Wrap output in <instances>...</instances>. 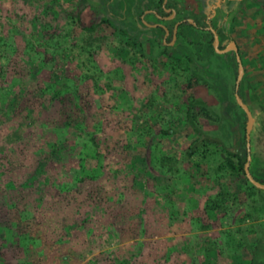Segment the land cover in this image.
<instances>
[{"label":"rangeland","instance_id":"rangeland-1","mask_svg":"<svg viewBox=\"0 0 264 264\" xmlns=\"http://www.w3.org/2000/svg\"><path fill=\"white\" fill-rule=\"evenodd\" d=\"M76 7L0 0V264H249L258 245L264 264V191L195 133L223 139L199 66L232 93L236 63L151 53ZM215 19L243 67L249 170L264 169V0Z\"/></svg>","mask_w":264,"mask_h":264},{"label":"flooded vegetation","instance_id":"flooded-vegetation-1","mask_svg":"<svg viewBox=\"0 0 264 264\" xmlns=\"http://www.w3.org/2000/svg\"><path fill=\"white\" fill-rule=\"evenodd\" d=\"M204 1L201 0V4L195 1L193 11L185 5V0H74V3L77 6V12L82 8L91 10L92 15L97 17L98 23L117 29L121 35L131 39L136 46L150 47L151 53H199V49H206L207 53H213L211 45L213 40L211 31H213L218 39L219 50H223L229 42H233L239 55L235 40L221 29L220 21L215 22V18L219 12L228 14L243 0H207V9H205ZM113 20L118 21L120 26H116ZM87 29L92 27L89 26ZM229 54H232L234 58L232 51L217 55ZM239 84L240 82L238 87ZM233 92L234 86L232 95ZM247 154L249 152H246V156Z\"/></svg>","mask_w":264,"mask_h":264},{"label":"trees","instance_id":"trees-1","mask_svg":"<svg viewBox=\"0 0 264 264\" xmlns=\"http://www.w3.org/2000/svg\"><path fill=\"white\" fill-rule=\"evenodd\" d=\"M103 11V10H101ZM91 30V29H88ZM209 52H211V48L209 47ZM189 61L194 62L186 53H184ZM215 56L220 57L224 63L230 66L235 65L234 58L232 54L229 55H217L215 53H211ZM200 73L203 79L209 80V87L212 92L215 94L218 107L216 109L217 113L216 121L219 127V130L222 132L223 141L221 140L219 143L218 141L209 138L208 136L204 135L203 133L195 130V133L199 136L200 140L207 143L212 144H220L224 151L235 158L236 167H232L234 170H238L243 174L242 166L245 162L246 151H245V140H244V124H245V116L242 111L236 106L233 95L230 91L227 90L226 84L223 79L218 75L214 74L212 76L207 74V67L206 65L199 66ZM242 87L239 84L238 87V96L243 99L242 95ZM194 105L203 106L204 103L198 100L190 99L187 103V108L185 112V118L189 124L192 125L190 110ZM264 111V108L261 107ZM262 130L264 131V126H262ZM167 133V132H165ZM225 140V141H224ZM251 175L254 180L257 182L264 184V169H256L255 171L251 172ZM253 187V186H252ZM264 238L257 239L258 244L263 243ZM259 245L255 247L253 251L252 258L250 260V264H257V259L255 260L256 255L258 254ZM259 252V251H258ZM259 255V254H258ZM264 263V262H263Z\"/></svg>","mask_w":264,"mask_h":264},{"label":"water","instance_id":"water-1","mask_svg":"<svg viewBox=\"0 0 264 264\" xmlns=\"http://www.w3.org/2000/svg\"><path fill=\"white\" fill-rule=\"evenodd\" d=\"M211 32L213 34V40H212L211 45H212V48L216 54H224L228 51H232L234 54V60L236 63V77H235V83H234L233 99H234L236 106L242 111V113L245 116V125H244L245 148H246V152L248 153L249 152L248 139H249V133H250L251 126L253 123V119H252V115H251L249 109L247 108V106L241 100V98L238 96V93H237L238 83L240 82L242 74H243V68H242V64L240 61V57H239L238 53L236 52V47H235L233 42H229L228 45L223 50H219L217 48V45H218L217 36H216V34H214L213 31H211ZM249 161H250V156H249V154H247V156L245 158V162L243 163V166H242V170H243V174H244L245 179L254 188L259 189V190H264V184L257 182L251 176L249 169H248Z\"/></svg>","mask_w":264,"mask_h":264}]
</instances>
